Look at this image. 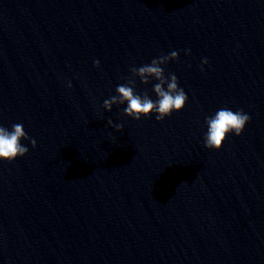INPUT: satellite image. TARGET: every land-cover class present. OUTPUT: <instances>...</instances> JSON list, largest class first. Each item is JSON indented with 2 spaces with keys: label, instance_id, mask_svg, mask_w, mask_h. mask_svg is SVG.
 Masks as SVG:
<instances>
[{
  "label": "clouds",
  "instance_id": "9594fccd",
  "mask_svg": "<svg viewBox=\"0 0 264 264\" xmlns=\"http://www.w3.org/2000/svg\"><path fill=\"white\" fill-rule=\"evenodd\" d=\"M184 52L185 55L191 54L190 49H184ZM178 58L179 53L172 51L168 55L153 59L150 64L138 68L131 67V76L127 78V83L118 85L116 88L117 95L104 100L102 107L110 112L113 105H124L126 103L127 107L123 110L124 114L137 121L142 117H150L155 113V119L159 122L166 117H170L174 111H181L188 101V96L184 89L179 86L177 76L174 73L165 76V71L162 67L169 61L177 60ZM93 64L97 68L100 67L98 59L94 60ZM206 64H208V60L204 58L201 62V71L204 70L203 66ZM137 77L145 85L149 84L152 79L158 81L153 86V91L157 97L155 101L149 97L147 92L141 95L135 91ZM67 87H72L70 81ZM250 119L251 117L242 109L232 111L226 107L217 110L212 116H206L207 132L204 135V147L219 150L228 134L234 133L236 136H240ZM108 124L118 132L123 130V125L121 124H113L111 120H108ZM22 139L30 140L32 147H36L35 139L28 137L23 124H13L11 130L0 126V161L12 162L17 157L25 156L28 148L21 143Z\"/></svg>",
  "mask_w": 264,
  "mask_h": 264
}]
</instances>
